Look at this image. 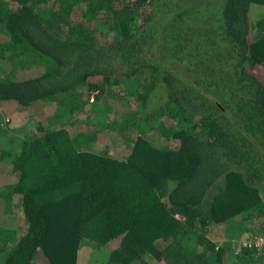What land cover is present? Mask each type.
<instances>
[{
    "label": "trees",
    "instance_id": "obj_1",
    "mask_svg": "<svg viewBox=\"0 0 264 264\" xmlns=\"http://www.w3.org/2000/svg\"><path fill=\"white\" fill-rule=\"evenodd\" d=\"M0 106V264H264V0H0Z\"/></svg>",
    "mask_w": 264,
    "mask_h": 264
},
{
    "label": "rangeland",
    "instance_id": "obj_2",
    "mask_svg": "<svg viewBox=\"0 0 264 264\" xmlns=\"http://www.w3.org/2000/svg\"><path fill=\"white\" fill-rule=\"evenodd\" d=\"M24 71L26 72L28 70L24 69ZM113 92H114L113 89L109 87L106 94H107V96H110L111 94H113ZM83 95L85 97H87V93H85ZM90 99L91 100L93 99L92 94H90ZM117 104H118V110H121L122 113L129 110L127 108V106H125L121 101H117ZM3 108H4L3 110H5L3 120L7 121V119L10 116V112H11L10 105L6 104V105H4ZM13 108L14 107H12V109ZM44 108L47 109V114L50 115L48 117L49 121H52V122L58 121L57 115H54L52 104H48L47 106H44ZM0 109H2L1 106H0ZM78 114L80 116V121H84L87 118L92 119L91 104L89 103V106L86 107L83 111H81V115H80V113H78ZM77 115H74V116H77ZM34 117L37 119V116H34ZM26 118L28 119L29 117H26ZM33 120H35L33 117H31V120H24L20 117H19V119L14 120V121H16L15 122L16 125L19 126L18 128L22 129L21 132L18 133L17 136H19V137L20 136H28L29 137L30 135H32L31 128L33 126H32L31 122ZM28 121H29V123L26 126L25 122H28ZM77 122H78V120H77ZM127 127L128 126L124 125L122 122L118 131H115V134L113 135L112 138H110V139L105 138V139H102L100 141L97 140L95 142L98 143V146H103L105 144L111 143V148L113 150H115L114 153L117 155H122L130 146V144H131L130 141H131V138L133 136V133ZM2 129L4 130V128H2ZM8 135H9L8 131H1V129H0V142L8 141V139H7ZM9 144L11 147L12 143L9 142ZM105 146H107V145H105ZM17 200H18V197L15 196L13 198V201H17ZM22 218H23L22 215H17L16 224L18 223L20 225V223H21L20 219H22ZM22 229L24 230V227H21L18 230L22 231ZM249 229H252L251 231H252L253 236L252 237L249 236L248 238H246L244 235L248 232L247 230H249ZM207 236H209L211 239H213L217 245H221V246H224L228 249H232V251H234V252H238L241 250L242 246H244L245 244H250V243L256 244V242L259 240V238L261 236H263V233H262V228H261L259 223H255L254 220L246 221L243 219V217H240V215H235V216L229 217L225 220H221L219 222L212 223V225L209 228V231L207 232ZM91 243H93V242L86 241V242L81 243V248H80L81 259H80L79 264H95L96 260L93 259V257H90V253H87L88 251L86 250V248H89V244H91ZM116 244H117L116 242H113L114 246H116ZM36 260L40 264L44 263V256L40 250L36 254ZM154 261L155 262L153 264H162L161 261H157V260H154ZM134 262L131 264H134Z\"/></svg>",
    "mask_w": 264,
    "mask_h": 264
},
{
    "label": "built area",
    "instance_id": "obj_3",
    "mask_svg": "<svg viewBox=\"0 0 264 264\" xmlns=\"http://www.w3.org/2000/svg\"><path fill=\"white\" fill-rule=\"evenodd\" d=\"M261 241H262V238H259V240L256 242V244H257V245L260 244Z\"/></svg>",
    "mask_w": 264,
    "mask_h": 264
},
{
    "label": "clouds",
    "instance_id": "obj_4",
    "mask_svg": "<svg viewBox=\"0 0 264 264\" xmlns=\"http://www.w3.org/2000/svg\"><path fill=\"white\" fill-rule=\"evenodd\" d=\"M251 244V243H250ZM218 246V245H217Z\"/></svg>",
    "mask_w": 264,
    "mask_h": 264
}]
</instances>
